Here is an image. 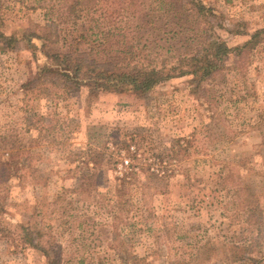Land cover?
Segmentation results:
<instances>
[{
    "label": "rangeland",
    "instance_id": "rangeland-1",
    "mask_svg": "<svg viewBox=\"0 0 264 264\" xmlns=\"http://www.w3.org/2000/svg\"><path fill=\"white\" fill-rule=\"evenodd\" d=\"M203 1L216 17L198 18L195 27H214L230 47L264 28V0ZM32 4L6 0L3 8V30L21 39L14 49L0 42V131L28 143L40 170L9 179L0 170V264H254L247 256L264 264V133L257 127L264 115V33L248 57H226L211 80L176 77L144 96L91 94L45 71L57 64L43 42L30 46L21 37L46 24L45 10ZM93 125L104 126L111 146L131 134L151 140L167 154L169 190L150 191L142 201L140 173L122 184L135 204L128 212L130 205L110 199L126 168L106 162L99 191L78 189L68 169ZM179 143L188 154L170 164ZM22 226L46 234L41 240L53 244L51 259L29 245Z\"/></svg>",
    "mask_w": 264,
    "mask_h": 264
},
{
    "label": "trees",
    "instance_id": "trees-1",
    "mask_svg": "<svg viewBox=\"0 0 264 264\" xmlns=\"http://www.w3.org/2000/svg\"><path fill=\"white\" fill-rule=\"evenodd\" d=\"M5 1L0 0V42L14 49L21 38L3 30ZM181 1L33 0L32 8L45 10L46 24L41 31H25L21 37L30 46L33 40H41L43 53L57 64L44 70L67 77L76 88L85 85L91 94L115 92L137 96H144L176 77L190 76L192 82L198 83L211 80L224 68L226 57L233 53L248 57L261 43L264 28L254 32L244 44L230 47L214 27H195L198 18L216 17L212 7L203 0H188L187 7ZM257 127L264 133V115ZM105 136L102 125L88 128L87 144L78 162L73 161L68 169L78 189L99 191L98 172L106 162L115 168H126L123 176L117 177L115 197L110 199L116 198L120 206L130 205L125 209L128 212L135 209V204L122 195V184H130L140 173L145 175L142 201L150 191L164 194L169 190L170 170L164 166L167 154L157 150L151 140L131 134L123 143L111 146ZM40 141L41 136L33 139ZM180 154H188V147L181 143L169 154L170 164ZM34 158L28 143L16 134L0 131V170H5L7 179L23 170H40L32 166ZM2 175L0 172V184ZM255 210L251 208V212ZM22 229L29 245L51 259L53 244L46 246L41 240L46 234L26 226ZM247 257L254 264L259 263L256 258Z\"/></svg>",
    "mask_w": 264,
    "mask_h": 264
}]
</instances>
